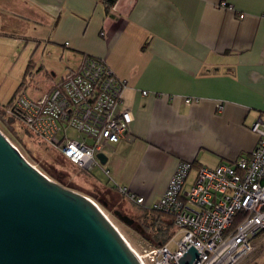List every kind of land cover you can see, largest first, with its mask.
<instances>
[{"label": "crops", "instance_id": "0c3cea01", "mask_svg": "<svg viewBox=\"0 0 264 264\" xmlns=\"http://www.w3.org/2000/svg\"><path fill=\"white\" fill-rule=\"evenodd\" d=\"M22 37L76 55L66 72L92 55L126 81L129 134L104 146L107 160L97 167L106 181L94 177V183L138 210L159 199L180 160L192 163L186 188L199 166L232 163L257 142L252 124L264 118V0H115L109 9L103 0H0V43ZM55 76L51 71L48 88L63 75ZM161 219L169 245L181 231L170 215ZM260 244L252 264H264Z\"/></svg>", "mask_w": 264, "mask_h": 264}, {"label": "built area", "instance_id": "2783aa9c", "mask_svg": "<svg viewBox=\"0 0 264 264\" xmlns=\"http://www.w3.org/2000/svg\"><path fill=\"white\" fill-rule=\"evenodd\" d=\"M125 87L126 81L103 59L86 55L39 97L18 91L5 112L78 168L90 171L102 166L97 152L129 134L133 116L122 105ZM252 128L258 138L248 154L232 163L199 166L186 188L192 163H177L163 193L149 208L170 215L181 237L173 249L159 244L133 250L142 264H178L190 245L200 252L190 264L253 262L256 242L264 241V118L259 116ZM120 191L135 204H145L142 196L125 188Z\"/></svg>", "mask_w": 264, "mask_h": 264}, {"label": "water", "instance_id": "95a60500", "mask_svg": "<svg viewBox=\"0 0 264 264\" xmlns=\"http://www.w3.org/2000/svg\"><path fill=\"white\" fill-rule=\"evenodd\" d=\"M96 157L106 163L103 151ZM113 213L134 223L118 209ZM199 253L190 245L178 264ZM0 264L142 263L87 194L48 176L0 133Z\"/></svg>", "mask_w": 264, "mask_h": 264}, {"label": "rangeland", "instance_id": "374dc122", "mask_svg": "<svg viewBox=\"0 0 264 264\" xmlns=\"http://www.w3.org/2000/svg\"><path fill=\"white\" fill-rule=\"evenodd\" d=\"M48 47L44 43L35 47V43L26 39L19 43L11 40L0 43V130L30 162L48 176L65 186L87 194L94 200L119 229L130 246L140 252L143 248L152 246L153 243L149 242L145 234L136 228V222L127 225L113 213V210L118 209L133 217L148 229L150 228L149 219H146L144 209L138 210L130 201L123 197H116L114 193L107 192L103 186L95 184L94 177L103 182L106 181L105 175L99 171L97 166H94L90 171L78 168L71 161L62 157L57 149L5 112L7 103L14 99L18 91H24L29 98H37L47 90L51 71L56 73L54 77L56 79L64 75L68 68L77 64L78 57L76 55L71 57L65 54L60 55ZM69 133L74 137L77 136L73 130H69ZM94 196L103 199L106 206L98 202ZM143 215L144 217H142ZM152 229L148 230L152 231ZM180 237V232L174 235L168 245L170 249L175 247V243ZM260 243V247H262L264 241ZM246 264H252V262Z\"/></svg>", "mask_w": 264, "mask_h": 264}, {"label": "trees", "instance_id": "16d2710c", "mask_svg": "<svg viewBox=\"0 0 264 264\" xmlns=\"http://www.w3.org/2000/svg\"><path fill=\"white\" fill-rule=\"evenodd\" d=\"M103 1L105 2L106 8L109 9L115 0H103ZM11 100L7 103V105L11 104L12 102ZM94 197L103 206H106V203L104 202L103 199H100L96 196ZM144 212H145L144 214L146 215V219L147 220L149 219L148 223L150 228L153 229L152 231L148 230L150 228L148 229L145 228L142 222H138L136 219H134V222L140 224V227H136V228L139 229L141 233L145 234L148 241L153 243V245H159L165 243V241L168 239L170 235V232L168 230L163 229L165 223L161 219V214H165V213L154 209H149V210L144 209ZM142 217H144V215ZM158 221H160V224L158 223Z\"/></svg>", "mask_w": 264, "mask_h": 264}, {"label": "bare ground", "instance_id": "6f19581e", "mask_svg": "<svg viewBox=\"0 0 264 264\" xmlns=\"http://www.w3.org/2000/svg\"><path fill=\"white\" fill-rule=\"evenodd\" d=\"M0 133L2 134L3 132L0 130ZM134 250V249H133ZM135 251V250H134ZM136 252V251H135Z\"/></svg>", "mask_w": 264, "mask_h": 264}]
</instances>
